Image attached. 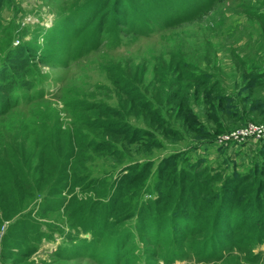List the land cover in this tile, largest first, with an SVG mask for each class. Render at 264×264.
<instances>
[{"label": "rangeland", "instance_id": "rangeland-1", "mask_svg": "<svg viewBox=\"0 0 264 264\" xmlns=\"http://www.w3.org/2000/svg\"><path fill=\"white\" fill-rule=\"evenodd\" d=\"M99 1L10 0L0 10V67L8 52L23 45L33 54L31 70L38 77L36 81L33 76V81L45 83L43 96L25 98L21 105L14 101L0 106V143L4 141L9 149H15L17 141L29 147L39 138H48L51 143L46 161L55 163L54 156H57L60 158L57 168L63 166L54 173L39 170L29 173L32 181L36 176L50 183L58 181L62 171H72L73 157L66 158L65 154L75 151L78 128L92 142L114 145V149L122 151L120 158L126 153L125 165L149 161L143 188L147 191L143 195L146 200L156 198V166L169 154L182 153L185 157L182 163L197 170L205 164L211 165L206 169L214 174L245 169L243 159L251 166L264 143V138L257 135L259 130L244 140L227 138L250 125L264 126V72H261L264 71V0H208L198 13L163 23L150 21L154 13L151 6L146 7L139 0H128V23H118L107 34L103 31L96 36L93 31L79 33L74 25L77 15ZM134 8L137 9L135 13ZM142 14L149 17L142 18ZM136 18L153 27L145 31ZM90 39L93 40L91 44ZM85 41L88 42L84 46ZM113 78L125 79L127 90L134 98L125 94ZM202 80L205 83H201ZM94 102L106 103L119 114L86 111V104ZM97 116L116 123H129L149 132L145 140L151 142V147L126 145L123 135H114L99 127L79 126L80 121L96 120ZM65 149L68 150L64 152ZM91 151L87 152L92 155ZM104 160L103 157L91 158L88 164L102 165ZM46 161L42 162L45 169L50 166ZM116 168L112 172H116ZM176 170L179 171V167ZM110 182L118 186L119 175L114 173ZM46 183L45 187L38 183L42 192L46 191ZM115 188H107L105 195L109 197L113 191L117 194ZM94 190L99 191V187L87 190L76 187L71 191L65 185L60 193H43L37 202L32 201L20 212L33 209L35 216L29 214L27 223L16 226L17 231L10 229L14 228V222H5L0 229V264H97L88 257L56 254L65 246L79 251L75 243L67 244L69 234L86 237L96 247L98 239L81 232L79 224L70 221L69 214L75 212L76 207L72 210L66 207L73 194L83 201H96ZM24 191L3 190L0 196L5 198ZM134 202L129 203L128 211L113 222V227L121 228V233L128 228L136 232V217L118 222L132 213ZM106 204V201L100 203ZM162 208L161 212L156 209L158 218L167 215L171 218V205L168 209L164 205ZM6 210L9 208L4 206L3 212ZM150 212L151 208L146 211L144 230ZM16 216L19 217L14 213L13 218ZM30 219L34 225L39 224L40 230L35 231L28 224ZM167 226H154L151 231L158 230V233L153 237L135 233V238L132 236L126 242L128 253L165 264L163 260L170 255L173 243L169 237H164L170 225L167 223ZM113 231L104 230L103 247L99 252L106 254L105 245H113L115 237L109 240L107 235ZM37 234L38 238L33 240ZM155 237L160 239L159 243L150 241ZM31 247L35 250L32 254L21 253ZM228 250L223 252L224 257L232 253ZM183 251L189 259H174L169 264H264V244L256 246L251 253L235 251L218 262H194L192 251ZM82 256H86L84 252Z\"/></svg>", "mask_w": 264, "mask_h": 264}, {"label": "trees", "instance_id": "trees-1", "mask_svg": "<svg viewBox=\"0 0 264 264\" xmlns=\"http://www.w3.org/2000/svg\"><path fill=\"white\" fill-rule=\"evenodd\" d=\"M8 1L10 0H0V10ZM139 1L146 7H152L151 11L154 13L149 19L153 23L190 17L205 8L208 3V0ZM128 3H130L128 0H100L94 3L90 8L83 9L77 15L74 20L76 30L79 33L85 31L86 34L93 31L95 36L101 31L106 34L109 33L118 23H128V12L126 11ZM133 10L134 13L137 11L135 8ZM141 17L148 18L149 15L142 14ZM137 20L141 22L145 31L153 27L147 22ZM71 27H73V24H71ZM131 27L133 29V26ZM87 42L85 41L83 45L85 46ZM89 42L91 44L93 40L90 39ZM29 50L22 45L3 57L2 66L0 67V106L4 103L10 105L14 101L21 105V100L25 101V98L43 96L45 83L36 84L32 79L34 76L38 81L37 74H34L35 71L31 70V55L33 54ZM113 80L118 83V87L125 94H131L127 90L126 84L128 82L125 79L116 80L113 78ZM201 83H205V80H202ZM131 98H134V95L131 94ZM85 107L86 111L94 114H119L118 110L102 102L88 103ZM97 117L96 120L87 118L80 121L79 126L99 127L109 130L111 134L123 135L124 138L122 139L126 141V145L129 143L139 145L141 148L151 147V142L145 140L147 136H150L149 132L129 123L122 121L116 123L112 119ZM155 117L159 119L157 116ZM75 132L78 135L74 141L76 149L75 151L72 150L71 155L70 150L65 154L66 158L73 157L70 164L72 171L68 173L62 171L59 174L60 179L50 183L41 181L35 175V181H32L29 177V173L37 170L40 172L46 171L49 174L62 169V164L58 168L56 166V163L60 162L59 157L53 155L56 158L55 160L52 159L55 163L46 161L50 150L48 147V144L51 143L50 139L39 138L29 147L23 146L17 141L15 149H9L10 147L4 141L0 143V160L2 161V166H0L3 167L2 171L0 170V192H3V190L11 191L14 188L25 190L23 193L10 194L5 198L0 196V229L9 220V222L15 223L14 228L10 229L17 231L16 226L20 223H27L28 215H33V209L24 211L23 215L20 214L32 201L37 202L43 193H60L65 185H68L71 191L76 187L80 190L98 189L99 187V191L94 190L95 200L100 201V203L106 201L107 204L102 206L96 201L88 202L78 199L75 194L70 196L66 207L71 208V210L74 207L77 208V210L75 208V212H70V221L79 224L78 229L81 232L92 234L98 240L95 247L86 237L69 234L66 237L67 244L75 243L79 251L70 246H65L56 251L58 256L88 257L97 264H119L121 261H123V264H159L158 262L139 258L132 252L128 253L129 249L125 248V245L127 240L132 239V236L135 238V233L139 235L145 233L153 237L157 235L158 230L152 232L151 229L154 226L157 228L159 226L165 227L167 223L170 227L165 231L164 237H169L173 243L170 255L163 260L165 264L173 263L174 259H189V256L183 250L192 251L191 255L194 262H218L232 256L235 251H242L245 254L246 252L251 253L256 246L264 244V143L258 150V156L251 166L248 165L247 159H243L245 169L235 168L232 171L220 174H214V172L206 169L207 167L211 168V165L205 164L204 167L197 170L192 168V165L188 166L182 163L185 159L182 153L169 154L161 159L156 166L154 190L157 196L154 199L146 200L143 195L147 191L143 188L146 183L144 179L148 171L149 161L141 165L137 163L125 165L123 159L127 154L125 153L120 158L122 151L118 148L117 150L114 149V145L111 143L92 142L86 138L85 133L80 128ZM53 147L56 146L53 145ZM89 149L92 150V155L87 152ZM54 150L56 151L55 148ZM66 150L68 149H65L64 152ZM99 157L106 160L102 165L92 166L88 164L91 162V158L94 160ZM7 158L10 161H7L8 163L6 162ZM43 161L50 162V166H46V169L43 168ZM197 162L196 166L199 165L201 160ZM139 166L141 167L139 168ZM114 167H117L116 172H112ZM177 167H179V171L176 170ZM114 173L119 175L118 186L110 182ZM68 177L71 180L67 181ZM38 183L44 185V187L46 183L45 192H42V188L38 187ZM111 187H116L117 194L113 191L108 197L105 192L107 188L110 190ZM132 201H135L132 206V213L119 219L118 222H126L136 217L138 220L135 226L136 232H132L128 228L125 233H121V228L120 230L119 227L114 228L113 222L117 220L118 216L128 211L127 207ZM162 205L166 206L167 209L171 205L172 208L169 211L171 218L169 215L166 218L165 216L158 218L156 209L161 212L163 210ZM4 206L8 207L9 211L3 212ZM149 208H151V212L148 214L144 230L146 211ZM14 213H17L19 217L13 218ZM28 221V224L32 225L35 231L40 230L39 224L36 226L31 219ZM104 230H114L108 232L109 240L111 237H115L112 246L105 245L106 254L98 251L100 247H103ZM36 238H38V234L33 240H36ZM68 238L71 241H68ZM229 239H232V242ZM150 241L159 243L160 239L155 237ZM142 243L146 244L143 240ZM184 243L188 244L183 245ZM228 248V251L232 253L224 257L223 252ZM34 251V248L31 247L21 253L29 255ZM85 251H88L89 254H86ZM83 252L86 256H82ZM151 256L157 257V254Z\"/></svg>", "mask_w": 264, "mask_h": 264}, {"label": "built area", "instance_id": "built-area-1", "mask_svg": "<svg viewBox=\"0 0 264 264\" xmlns=\"http://www.w3.org/2000/svg\"><path fill=\"white\" fill-rule=\"evenodd\" d=\"M257 130H259V132L257 133L259 138H264V126L259 128L254 125H250L248 128L243 129L241 132H235L231 134V136L227 139L244 140L249 136V134H254L253 132H257Z\"/></svg>", "mask_w": 264, "mask_h": 264}]
</instances>
